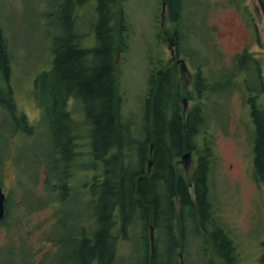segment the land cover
<instances>
[{"label": "rangeland", "instance_id": "rangeland-1", "mask_svg": "<svg viewBox=\"0 0 264 264\" xmlns=\"http://www.w3.org/2000/svg\"><path fill=\"white\" fill-rule=\"evenodd\" d=\"M75 1H78L76 24L80 34L85 36L83 45L95 48L99 0ZM251 1L255 5L262 0ZM163 2L122 0L117 8V48L113 61L122 99L121 112L128 125L134 128L136 137L141 139L145 106L150 96V77L153 72L157 76L158 70L168 68L177 70L176 79L184 86L185 95L181 100L184 109L183 99L187 97L185 85L190 78H181L179 69L171 64V49L165 34L169 29L178 31L180 55L188 60L192 73L200 70V64H205L201 68L209 79L210 89L204 95H194L187 103V114L194 109V102H198L208 118L203 127L214 153L210 187L216 219L234 241L238 264H264V184L254 174L255 125L250 111L252 108L246 102L248 90L242 77L244 73L241 71L233 76L230 73L231 59L240 50L236 3L231 0H184L181 19L178 20V17V22L173 24L167 8L166 24L162 27ZM67 3L68 0H0L2 24L13 58L8 85L20 112L17 113L18 120L24 114L29 125L35 127L34 133H27L0 104V182L9 199L6 223L0 224V253L15 247L20 250L19 253L27 249L28 254L34 252L35 255L28 262L22 261L23 258L16 259L18 264H59L56 257L58 248L54 252L53 246H56L52 245L48 236L68 233L55 226L53 208L44 204L45 199L48 203L44 184L45 159L55 139L52 113L57 114V109L53 111L55 101L50 90L53 82L48 81L52 79L41 77L43 72L53 67L56 39L67 37ZM122 16L124 21H121ZM122 24L126 30L121 28ZM259 30L262 47L257 54L264 65V20L259 22ZM195 77L196 73L194 81ZM260 85L252 78V91L259 94V97L255 95L254 101L264 107V70ZM211 89H217V92ZM80 105L77 103V111L73 112V118L79 123L86 119ZM78 125L76 133L81 132V124ZM204 137L202 132L198 138L201 144ZM131 152V162L136 163L139 156L135 150ZM82 169L78 167L77 171ZM79 179L80 176L77 181ZM42 202L44 205H41ZM50 202L56 206L54 198ZM178 216L179 210L176 211L174 224L180 236ZM72 219L68 224L73 228L78 220ZM194 222L198 224V220L189 218L187 221L186 249L181 247V243L178 249L185 255V264H212V259L215 264H221L215 245L209 242L208 251H204V239L196 234ZM139 225L132 228L130 235H135L132 239L118 240L115 264L146 263L145 239L137 237L141 230ZM86 226L90 229L91 223ZM156 236L160 244L158 250L162 254L164 239L168 238L164 226L156 231ZM71 251L72 245H68L60 254L65 257Z\"/></svg>", "mask_w": 264, "mask_h": 264}, {"label": "trees", "instance_id": "trees-1", "mask_svg": "<svg viewBox=\"0 0 264 264\" xmlns=\"http://www.w3.org/2000/svg\"><path fill=\"white\" fill-rule=\"evenodd\" d=\"M165 2L169 8L171 21L173 24L178 22L181 19L184 0H165ZM77 3L78 1L68 0L65 11L67 37L56 39L57 48L54 51L53 67L50 71L43 72L41 77L49 76L52 80L48 81L53 82L50 90L55 101L53 111L57 109V114L52 113L55 139L61 142L72 139V125L88 126L87 130L89 129L97 148L99 167L105 165L104 168L107 171L104 182L99 185V225L94 239L91 238L89 230L87 238L79 242L75 239L68 240L69 236L66 234L64 236L59 234L56 237L48 236V240L56 246H53L54 252L58 248L59 253L56 257L58 256L59 264H115L118 255L116 247L118 240L120 238L132 239L135 235L131 236L130 232L136 224H140L141 228L137 237L145 231L141 216L148 215L149 211L153 210V206L150 205L156 202L155 187L156 180L159 178L164 183L161 195L163 202L161 216L168 236V252L157 255L156 264H181L180 254L177 251L179 241L174 224L176 196L182 199L181 213L184 215V210L189 208L193 212V218L197 215V220H200L198 224L195 223L196 234L203 236L204 229L208 231L206 223H209L210 232L207 234L210 239L204 242L206 252L208 243L211 242L215 245L216 256L221 264H238L234 241L226 235L223 226L216 219L211 199L210 178L214 153L204 133L206 131L203 126L208 118L202 106L196 105L187 114V109H182L181 100L185 92L176 79L178 72L169 69L158 76L153 72L149 82L150 96L146 102L144 122L140 130L143 137L137 138L121 112L122 99L113 61V54L117 48L115 43L117 8L121 6L122 0H99V17L95 25L97 44L92 49L83 45L85 36L80 34L76 24ZM262 12L264 15V0H262ZM121 21H124L123 16ZM121 28L125 29L123 24ZM166 33L169 36L176 34L178 38L180 35L173 29H169ZM122 47L118 48L122 49ZM12 71V52L9 40L5 36L0 7V104L12 114L16 121L18 120L17 113L20 114V112L8 85ZM205 81L206 79L202 76L197 79L200 94L205 90L202 87ZM38 83L39 80L36 84ZM211 91L217 92V89H211ZM70 99L75 102L72 112L68 109ZM250 101L255 105L252 112L255 125L254 174L257 180L264 184V107L256 105L254 98ZM77 103L79 105L82 103L80 106L86 118L80 123L73 118V112L77 111ZM21 115L22 118L17 121L21 124V129L27 133H34L35 127L29 125L24 114ZM202 132L205 136L203 144L198 141ZM151 143L154 144L153 153L157 163V172L154 176L145 179L142 173H138L141 169L133 172L130 168L121 165L122 157L127 155L126 149L132 148L133 145L139 151L138 159L143 165L148 158ZM189 151H195L199 157V165L192 179L196 188L197 199L195 200L190 195L189 184L176 175L177 169L174 166L175 159ZM131 164L134 165L133 162ZM144 200L147 203H144ZM6 202L7 215L0 220L1 225L6 223L9 212V199ZM44 204H47L46 199ZM44 204L41 203V205ZM158 209L157 206V211ZM55 226L58 229L60 227L64 229L60 220ZM184 226L183 220L179 217L182 238L187 235ZM68 245H72V251L69 253L71 258L69 255L64 257L60 254ZM19 251L15 247L7 248L0 253V258L2 256L0 262L18 264L15 263L16 259L23 258L22 261L28 262L35 256L34 252L28 254L27 249L21 253ZM145 264H149V257L146 258ZM212 264H215L214 259H212Z\"/></svg>", "mask_w": 264, "mask_h": 264}, {"label": "flooded vegetation", "instance_id": "flooded-vegetation-1", "mask_svg": "<svg viewBox=\"0 0 264 264\" xmlns=\"http://www.w3.org/2000/svg\"><path fill=\"white\" fill-rule=\"evenodd\" d=\"M231 2L236 3V11L238 13V21L236 22V28L240 33V50L236 51L233 58L231 59L230 65V73L231 76L235 75V73L243 72V79L245 81V86L248 90V94L246 95V102H249V108L251 106V114L253 112V108L255 105L251 104V98H255V95L259 97V94H255L252 91L250 83L252 82V78H255L256 81H259V85L263 82V70L264 65L262 59L258 57V52H260L262 47V41L260 39V30H259V22L264 20V15L262 12V1L260 4H253L251 0H231ZM168 6V5H167ZM217 31L218 28L215 27ZM166 35H168L165 32ZM208 34V33H207ZM210 36V32H209ZM174 41V54L171 50L172 59L171 64L175 65L181 74V78L185 79V77L189 76V80L185 85L187 97V103L191 102L194 95H200L199 89L197 88V80L198 77L202 76L206 79L205 84L202 87L205 89L202 93H204L210 89L209 79L207 75L203 74L201 66L205 67V64H200V70L196 69V77L195 81L193 80L194 74L189 68L188 60L180 55V42L179 38L176 34L173 36L168 35L169 48L171 46V42ZM209 44V48H210ZM171 49V48H170ZM184 59L186 61L188 72L187 74H182V68L180 60ZM202 62V60H201ZM174 67V66H173ZM168 68L167 70H169ZM160 69L157 72V76L163 72L167 71ZM176 70V69H175ZM177 71V70H176ZM203 74V75H202ZM181 88L184 89V86L180 83ZM261 86V85H260ZM74 98V97H73ZM194 107L198 105V102H194ZM75 102L71 99L68 102V109L72 112L73 106ZM185 104V102H184ZM256 105H259L255 103ZM188 106V105H187ZM185 108V107H184ZM143 125V124H142ZM77 126L72 125L73 134L71 135L72 139H66L65 142H61L60 140H53V144L50 146L45 161V189L48 199V206L53 208V217L55 218V222L62 221L64 229L68 232L66 235L69 236L68 240L74 239V233L78 228H81L85 232L91 233V238L94 239L95 233L98 231V207H99V199H100V183L104 182L106 169L105 165L99 167V161L97 159V148L94 145V139L90 136L88 126L80 125V133H76ZM141 126V125H140ZM143 129V128H142ZM134 130V128H133ZM83 131V133H82ZM143 135V133H141ZM85 143H82V141ZM154 144H150L148 158L145 160L143 165L136 167L140 171L138 173H142V177L145 179L151 178L157 172V163L156 158L153 153ZM193 153L192 161L188 165L182 162V156L175 159L174 166L176 167V175L189 184V192L193 200L197 199L195 183L192 182L193 173L195 169L199 165V157L196 155L195 151H189ZM139 158V157H138ZM141 160H138L139 162ZM135 164V163H134ZM134 166V165H133ZM83 168L81 172L77 171V168ZM81 170V169H80ZM134 172V171H133ZM78 176L80 179L77 181ZM178 187H176L177 189ZM164 189V183L162 179L159 178L156 180L155 194L157 195L156 202L153 206V210L149 211L148 215L141 216V223H144L145 231L141 234L139 238H144V248H145V257H149V264H156L157 255H159V246L158 237L156 236V231L161 229V220H162V192ZM51 198L55 199L56 206L52 205ZM181 197L176 196L174 199V207H175V216L176 211L179 210V216L183 220V224L186 227L188 219L197 220L198 217L193 218V212L187 208L184 210V215L181 213L182 204ZM155 201V200H154ZM144 203H147L144 200ZM71 206H75L72 208ZM158 206V211H157ZM72 218H76V225L68 224V221L73 220ZM176 218V217H175ZM200 220H198L199 223ZM147 222V223H146ZM159 222V226H158ZM91 223L90 229L87 228L86 225ZM196 223V222H194ZM120 225V224H119ZM208 231L204 229V235L202 238L204 242L209 240V235L207 233L210 232L209 223H206ZM161 227V228H160ZM154 233V238H153ZM178 237V247L179 249L180 243L181 247H185L187 244V235L185 238L177 235ZM181 237V238H179ZM87 238V237H85ZM79 239H83V237H79ZM184 239V240H183ZM168 238L164 239V249L162 253L168 252L167 250ZM147 246V247H146ZM206 247L204 246V251ZM184 250V249H183ZM178 251V250H177ZM180 258L183 256L185 258L184 253L179 252ZM149 255V256H148ZM182 264V258H181Z\"/></svg>", "mask_w": 264, "mask_h": 264}, {"label": "water", "instance_id": "water-1", "mask_svg": "<svg viewBox=\"0 0 264 264\" xmlns=\"http://www.w3.org/2000/svg\"><path fill=\"white\" fill-rule=\"evenodd\" d=\"M166 18H167V2H165L164 0V2L162 3V13H161V26L162 27H164L166 24ZM170 48L173 51L172 53L174 54V41L171 42ZM180 63H181V68H182V74L183 75L187 74L188 67H187L186 61L182 59L180 60ZM184 102H185V109H187L186 100H184ZM192 157H193L192 152H186L185 154H183L182 162L188 165L189 163H191ZM6 201H7V195L4 192L2 184L0 182V220H3L7 215ZM153 238H154V233H153ZM181 258H182V264H185L184 257L182 256Z\"/></svg>", "mask_w": 264, "mask_h": 264}, {"label": "bare ground", "instance_id": "bare-ground-1", "mask_svg": "<svg viewBox=\"0 0 264 264\" xmlns=\"http://www.w3.org/2000/svg\"><path fill=\"white\" fill-rule=\"evenodd\" d=\"M130 145V144H129ZM132 150H135L136 152H137V154H138V152L139 151H137V149L136 148H134V145L132 146V148H128V149H126V153H127V155H124L123 157H122V166L123 167H127L128 169L130 168L132 171H135V170H137V168L136 167H139L140 166V162H137L138 160H140V159H138L137 161H136V163L134 164V166L131 164V160H132V155H133V153L131 152ZM163 218V217H162ZM161 226H164V221L163 220H161ZM87 232H85L84 230H82L81 228H78L77 230H76V232H75V234L73 235L74 236V239L77 241V242H79V241H81L82 239H79V237H83V238H85L86 236H87ZM69 258H71V254H69Z\"/></svg>", "mask_w": 264, "mask_h": 264}]
</instances>
